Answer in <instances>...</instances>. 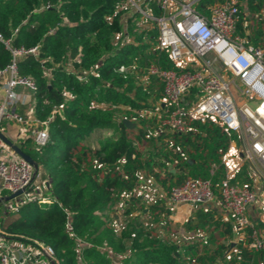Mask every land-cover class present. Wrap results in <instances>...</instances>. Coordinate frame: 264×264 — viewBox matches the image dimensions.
<instances>
[{
	"label": "trees",
	"instance_id": "16d2710c",
	"mask_svg": "<svg viewBox=\"0 0 264 264\" xmlns=\"http://www.w3.org/2000/svg\"><path fill=\"white\" fill-rule=\"evenodd\" d=\"M219 1L222 0H199L197 8L201 13H208L209 7ZM237 1L241 15L238 31L244 34L243 6L252 13H259L264 11V0ZM48 2L51 7L45 8ZM118 2L0 0V33L5 38H11L15 46H39L37 54L19 59L18 70L21 75L29 76L36 82L33 94L36 115L42 120L53 115L48 124L50 137L43 146H38L30 136L18 140L17 144L45 170L47 193L55 199L51 203L26 201L17 211L9 212L10 217L7 214L2 225L10 233L52 244L60 264H79L75 241L67 231L68 220L78 236L93 244L83 248L82 263L114 264L110 254L99 248L100 230L111 228L103 219L107 213L104 211L111 209L120 193L132 192L138 186L143 170L162 183L169 182V187L181 184L188 177L212 176L215 184L218 177L226 173L222 158L229 150L230 142L216 123L194 121L191 125L196 133L193 135L192 132L173 134L171 142L182 149L184 156L172 152V158L176 160L175 171L168 168L162 175L155 168L163 167V162H157L150 154L145 156L141 149V145L151 142L143 128L135 121L130 129L122 118L117 122L114 120L115 108L143 107L135 98L141 89L134 88L132 75L124 77L119 72L121 63H130L135 58L146 63L157 58L163 67L175 66L166 52L157 55L155 51H149L158 38L157 28L138 32L137 42L133 40L113 48L111 35L123 27L124 16L117 10ZM155 12L160 13L156 9ZM137 15L141 16L140 13ZM128 19L130 21L131 16ZM251 32L259 35L249 36L250 41L264 43V38L260 36L264 33V26ZM147 36L152 44L142 41ZM11 58V52L0 42V68L6 67ZM69 64L80 70L95 68L97 74L90 73L80 80L78 74L83 70H69ZM149 87V91H156L155 98L159 102L163 97L162 84L152 79ZM65 92H70L73 97L67 98ZM102 102L108 106L92 105ZM55 106H62V109L53 113ZM106 127H115V136L106 137L98 146L84 141L94 130ZM233 181L252 185L247 167H240ZM196 214L197 222L185 225L194 231L211 228L208 239L212 244L192 245L184 256L173 246L169 249L176 254L169 252V246L163 245L153 233H150L153 236L150 237L152 245L136 249L141 245V238L149 233L137 231L133 235L132 229L121 235L122 240L130 237V242L111 245L115 235L110 232L112 240L108 241V245L116 257L114 250L126 249L127 256L124 258L127 264H215L220 256L223 257V264H264V250H249L245 246L238 249V260L226 259L223 254L229 245L223 235H217V226L224 233L231 234V224L218 222L210 211L200 209Z\"/></svg>",
	"mask_w": 264,
	"mask_h": 264
},
{
	"label": "built area",
	"instance_id": "2783aa9c",
	"mask_svg": "<svg viewBox=\"0 0 264 264\" xmlns=\"http://www.w3.org/2000/svg\"><path fill=\"white\" fill-rule=\"evenodd\" d=\"M129 1L144 19L157 23L158 38L149 51H155L157 55L166 52L175 66L163 67L157 58L146 63L135 58L130 63H121L119 72L124 77L129 73L146 74L162 84L163 97L151 114L172 134L188 133L193 129L194 121L218 124L227 134L230 147L236 149L240 161L238 170L247 165L250 176L254 175L264 183V43L255 44L247 34L238 31L241 20L238 1L216 2L209 7L208 13L198 10L199 0ZM49 7L50 2L45 5V8ZM155 9L160 13L157 14ZM123 41L130 42L129 36L126 35ZM0 42L12 55L9 64L0 68L3 93L0 131L12 139L6 133L4 122L29 123L32 131L21 139L30 136L38 146H43L50 137L48 124L53 115L47 120H28L17 110L23 100L17 88L23 86L33 95L37 87L33 78L20 74L18 61L28 54H37L39 46H15L11 38H5L1 33ZM67 69L72 70L70 64ZM90 73L96 75L97 70H83L78 77L83 80ZM65 95L73 97L70 92ZM92 105L108 106L105 102ZM60 109L62 106H55L53 113ZM38 175L33 164L0 138V264H60L52 244L10 233L2 225L7 214L17 211L26 201L51 203L55 200L47 193V180L40 185L36 179ZM234 175L226 168L225 175L215 184L211 177H188L169 188L168 200L172 206L215 203L230 215L244 246L262 251L264 229H260L250 215V207L260 200V189L250 183L234 182ZM19 190L21 192L15 197L5 199ZM103 219L108 224L115 223L107 216ZM67 231L75 241L79 264H84L81 260L83 248L93 246L92 242L78 236L69 220ZM99 248L110 254L114 264H121L107 243Z\"/></svg>",
	"mask_w": 264,
	"mask_h": 264
},
{
	"label": "rangeland",
	"instance_id": "374dc122",
	"mask_svg": "<svg viewBox=\"0 0 264 264\" xmlns=\"http://www.w3.org/2000/svg\"><path fill=\"white\" fill-rule=\"evenodd\" d=\"M118 3L119 5L117 10L118 12L119 11L123 12V16H124L123 27L122 29L115 30L111 35V42L113 48L115 47L118 48L120 44H124L125 42L123 40L126 35L129 36L130 42L133 40L137 42L136 34L138 32H141L142 30H150V29L156 30L157 23L144 19L143 16L138 17L137 15L138 12L136 11V7L132 2H130L129 0H119ZM243 9H244V21H243L244 25L242 26V29H244L246 33L245 27L247 26V24H245V22L255 21V14L249 11L248 8L245 6H243ZM130 16H131V20L129 21L128 18ZM258 16L261 17V14H259ZM258 35L259 34L257 32H251L250 35L247 34V36L248 37L250 36L251 38ZM260 36L264 38V33L261 34ZM148 40L149 37L147 36L142 41L147 42L149 44L153 43V42L150 43L151 41ZM71 68L72 69L74 68L77 71L84 70V68L81 70L77 69L73 65L71 66ZM131 75L133 76L132 81L134 82V88L139 87L141 89V91L138 93V96H135V98L137 101L141 102L143 107L139 109H135V108L133 109L130 107L123 106V109L125 110H122L121 107L115 108L114 109L115 111L113 112L115 118L114 120L117 122L120 121L121 118L123 119V118L131 117L132 122L135 121L139 127L143 128L144 133L150 138L151 142L146 145H141V149L144 151L145 156L150 154V156L154 157V159L157 162L160 161L163 162L162 164L164 165L165 168L163 173L165 174L168 168H170L171 166L172 167L175 166V162H173L174 159H172L171 153L178 152L180 156H184V152L178 146L172 144L171 141L174 139L173 134L170 131H168L166 128L161 127L159 125V122H157L156 118L153 116V114H151V112L156 108L158 102H157V98H155L156 91H149L150 90L149 86L151 85V83L149 82V78L146 77V74L137 75V74L129 73L128 76ZM27 94H29L28 90L26 91L25 95ZM34 104L35 103L33 102V105ZM27 105H29L28 110L30 109L29 111L31 113L30 117L28 116V111L26 110L22 111L23 116H25L28 120H33L34 118L40 119L35 113V109H34L35 107L33 106L32 107L33 109L31 108L32 102H28ZM127 111L129 113H127ZM116 131L117 129L115 127H111L109 129L108 127L103 129H97L91 132L92 134L88 136V138H86V140L84 141L92 146H98L100 142L104 140L106 137L115 136ZM189 132L190 133L192 132L191 135L196 133V131L193 129L190 130ZM27 133H31V130L30 132ZM234 137L236 139V135ZM231 152L232 154L235 155L236 149L232 147L231 151L228 154L229 156L231 155ZM157 153L158 154L160 153V155H158ZM225 161L227 162V166H226L227 171L230 174H236L235 171L236 169L232 167L227 157ZM243 166L247 167V165H243ZM38 171H39V175L36 177V179L39 182V184L42 185L43 182L47 179V173L41 167H38ZM149 176H153V175H151L150 172H146L145 170H143L140 173V177L143 178V180H145V183H147L146 186L153 185L148 180ZM222 177L223 175L218 177V179ZM252 184L255 185V187L258 188V190L260 189L259 193L261 194L260 200L257 201L255 205H253L256 206L257 211L256 214H254V216L252 217L257 221L258 225L261 226L260 229H264V185H263L264 183L262 180H260V178H257L254 175H252ZM169 188L170 187L168 185L164 188L166 197H168ZM154 194H160V193L155 191L153 192V195ZM129 195L130 192L120 193L119 196L117 197V200L111 206L110 211H108L107 214L110 215L112 221L115 220L114 218L116 214H118L120 218L118 221H116L113 224V226H111L110 229L103 228L100 230V236H99L100 237L99 241H101L100 245L104 243L108 244V241L112 240L110 239L111 238L110 232H114L115 235L113 243H110L111 245L118 244L119 242H124V243L130 242L131 239L130 237L123 238L122 240V236H121L123 232H128V230L130 229H132L133 235L137 231L149 233L141 238V245L139 247H136V249L138 250H141L144 247L152 245L150 243L151 240L150 237L153 236L152 235L150 236V233L157 235L159 237L158 239L162 240L163 245L167 244L169 246L167 248L169 252L176 254L173 250L169 249L171 248V246H173L174 248H176L177 252L181 253L182 256H184V254L192 245L203 246V244H206L208 246L212 244L211 241L208 239V236L211 234V228H208L202 232L191 231L190 229L187 228L185 222L183 223L182 221L179 220L173 221V219H170V217L168 216L169 213L167 212V209L169 208L166 209L164 203L156 206L152 203L147 202L145 205L138 204V205H131V207H128L127 203L129 201ZM159 197L160 196H157V199H159ZM162 206L164 207L162 208ZM129 208L132 209L131 212L127 211ZM9 217L10 214L8 215V218ZM189 221H191V218H189L187 222ZM226 244H228L229 247L226 250V252L223 254V256L226 259L238 260V249L244 246V240L239 239L237 230L232 228V233L231 235L228 234V238L226 239ZM114 251L116 252L119 261L120 262L122 261V264H127L125 259L127 256L126 249L123 250L122 248H118V250H114ZM149 264H158V263L151 262ZM215 264H223V257L220 256Z\"/></svg>",
	"mask_w": 264,
	"mask_h": 264
},
{
	"label": "crops",
	"instance_id": "0c3cea01",
	"mask_svg": "<svg viewBox=\"0 0 264 264\" xmlns=\"http://www.w3.org/2000/svg\"><path fill=\"white\" fill-rule=\"evenodd\" d=\"M255 14V21L252 22H245V24H248L246 26V33H248L250 35L251 31L256 29V27L261 28L262 26H264V11L262 10L259 13H253ZM259 14H261V17L258 16ZM155 79L154 77H149V82L151 83V80ZM17 90L23 95V100L19 103V106L17 107V110L23 115V110L28 111V116L30 117V109L28 110V102H32V106L33 107V102H34V95H30V94H26V91L28 90L27 88L23 87V86H19L17 88ZM2 88H1V80H0V100L2 98ZM33 109V108H32ZM27 116V115H26ZM4 127L6 130V133L13 139L15 140V142H17L18 140H20L21 138H23V136H25L26 134H29L27 132H30V130L32 131V126L29 123H24V124H20V123H16V122H10V121H6L4 122ZM234 146H231L229 148V150L223 155V161L225 163V165L227 166V162L226 157L228 159V161L230 162V164L232 165L233 168H235L236 170H238L239 165H240V161H239V156L237 154V152H235V155L232 154L229 156V152L231 151V148ZM235 148V147H234ZM173 159V158H172ZM225 159V160H224ZM173 162H176V160H173ZM171 170L174 172L175 168L174 166L170 167ZM164 165L163 167H156L155 171H160V174L164 175ZM235 170V171H236ZM237 172V171H236ZM141 173V172H140ZM153 185L150 186H146L147 183H145V180H143V178L140 177V182L138 184V186L132 191L130 192L129 195V201L127 203L128 207H131V205H138V204H146L147 202L152 203L154 205H161V204H165V208H169L167 209V212L169 213V217L170 219H173V221L179 220L182 221L183 223L185 222L186 224L188 223V219L191 218V223H195L197 222V211L200 209H203L204 211H210L213 215H215V218L217 219L218 222H222V223H230L232 228H234L233 224H232V220L230 218V215L226 212V210L218 207L215 203H210L206 206H202V205H187V204H182L179 206H172L168 200V197L165 196V190L164 188L169 184V182L166 183H162L160 181H158L154 176H149L148 179ZM167 184V185H166ZM159 192L160 194H154L153 192ZM157 196H160L159 199H157ZM145 202V203H144ZM164 206H162L163 208ZM256 206L251 207L250 209V215L254 216V214H256ZM171 210V212H170ZM109 210H106L104 212L108 213ZM146 211V209H145ZM106 213V216L108 218H110V215H108ZM120 218V216L118 214L115 215V222L118 221ZM111 220V219H110ZM172 221V222H173ZM110 222V221H109ZM114 223L111 224V226H113ZM217 235L218 236H222L224 237V240H226L228 238V234L224 233L223 229L220 226H217ZM206 230V229H205ZM194 232V230H191ZM198 232H202V231H198ZM231 235V234H230ZM226 243V242H225Z\"/></svg>",
	"mask_w": 264,
	"mask_h": 264
},
{
	"label": "water",
	"instance_id": "95a60500",
	"mask_svg": "<svg viewBox=\"0 0 264 264\" xmlns=\"http://www.w3.org/2000/svg\"><path fill=\"white\" fill-rule=\"evenodd\" d=\"M123 123L125 124V126L127 128H133L134 123L132 122L131 119L129 118H123ZM0 138L6 142L8 145H10V147L16 152L18 153L21 157H23L24 159H26L28 162H30L31 164H33L35 166L36 169H38V163L29 155L27 154L25 151H23V149L17 144L15 143L12 139H10L6 134H4L2 131H0ZM21 191H17L14 193H11L10 195L6 196L5 199H11L13 197H15L16 195H18ZM53 264H56L55 262H53Z\"/></svg>",
	"mask_w": 264,
	"mask_h": 264
}]
</instances>
